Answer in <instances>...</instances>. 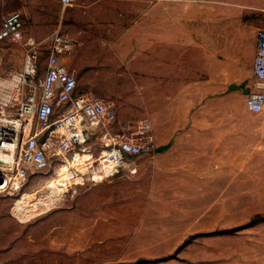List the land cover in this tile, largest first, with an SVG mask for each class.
Masks as SVG:
<instances>
[{
  "label": "rangeland",
  "instance_id": "obj_1",
  "mask_svg": "<svg viewBox=\"0 0 264 264\" xmlns=\"http://www.w3.org/2000/svg\"><path fill=\"white\" fill-rule=\"evenodd\" d=\"M237 2L245 62V5ZM152 6L173 12L177 0H0V26L20 11L25 27L23 40L0 44L1 82L21 72L30 38L42 73L60 28L79 41L69 66L80 70V89L117 105L112 135L148 119L156 141L135 171L101 178L99 132L80 151L82 162L72 153L70 164L33 170L19 191L0 195V264H264V110L245 107L235 77L245 63L235 67L233 53L219 62L218 93H199L194 110H179L168 85L166 95L161 87L152 94L145 34ZM62 164L71 175H58ZM23 196L20 217L13 209Z\"/></svg>",
  "mask_w": 264,
  "mask_h": 264
},
{
  "label": "built area",
  "instance_id": "obj_2",
  "mask_svg": "<svg viewBox=\"0 0 264 264\" xmlns=\"http://www.w3.org/2000/svg\"><path fill=\"white\" fill-rule=\"evenodd\" d=\"M61 1L66 6L73 3ZM24 28L22 13L12 11L0 26V44L23 40ZM50 41L42 73L37 44L30 38L21 72L0 81V195L19 191L33 170L59 161L69 163L72 153L75 160V154L99 132L105 133L106 148L98 170L103 173L104 165H110L111 174L106 177L135 171L132 162L155 147L147 119L112 135L117 120L115 101L80 89V70L69 66L77 41L60 28ZM253 75L246 109L260 113L264 110V28L257 31Z\"/></svg>",
  "mask_w": 264,
  "mask_h": 264
},
{
  "label": "crops",
  "instance_id": "obj_3",
  "mask_svg": "<svg viewBox=\"0 0 264 264\" xmlns=\"http://www.w3.org/2000/svg\"><path fill=\"white\" fill-rule=\"evenodd\" d=\"M236 1L241 6L245 5V62L243 30L239 23V15L242 14L234 7L235 0H177L173 12L153 6L146 9V46L148 55L151 54L147 61V82L151 85L152 94H157L155 90L161 87V93L166 95L165 88L168 85L176 89L170 94L177 95L179 110H194L199 93H218V64L226 63L233 53L235 67L242 65L243 68L245 63L244 76H240L241 70L240 73L236 72L235 77L244 82L246 107V98L254 82L252 61L257 53V31L264 28V0ZM75 40L77 48L79 41ZM173 47L177 49V58L172 62L168 58L172 59ZM218 47L224 48L220 59ZM175 71L177 78L173 79ZM203 71L207 74L205 81L201 79ZM235 71L234 68L232 72L235 74ZM214 122L218 120L210 119V123ZM195 124L193 122L191 125ZM178 125L188 124L182 122ZM151 126L153 129L152 123ZM137 159L132 162L133 167Z\"/></svg>",
  "mask_w": 264,
  "mask_h": 264
},
{
  "label": "bare ground",
  "instance_id": "obj_4",
  "mask_svg": "<svg viewBox=\"0 0 264 264\" xmlns=\"http://www.w3.org/2000/svg\"><path fill=\"white\" fill-rule=\"evenodd\" d=\"M84 151V150H83ZM82 151V152H83ZM84 155H86V154H84ZM84 155L82 156L81 155V152H78V153H76L75 154V160H77L78 162H82V160H83V157H84ZM68 166H67V164H62L61 166H60V168H59V170H58V175H62L63 173H66L67 171H68V175L70 174L71 175V171H70V169H68L67 168ZM104 170H103V173H101V172H97V171H99L98 169L97 170H95V172L97 173V174H99L100 175V177L101 178H104V177H106V176H109L110 174H111V168H110V165H108V164H105L104 165ZM130 168H132V166L130 165ZM94 171V170H93ZM55 177V176H54ZM51 185L52 186H55V181H51ZM52 193V192H51ZM31 195H33V194H31ZM30 195V196H31ZM56 195V194H55ZM25 197L26 196H23L20 200H19V205H16L15 207H14V212H15V214L17 215V216H20V217H24V216H26L27 214H25L26 213V211L24 210V209H20L19 208V206L21 205L22 207H24L25 206V202L27 201V200H24L25 199ZM53 197H54V194H53ZM54 202V201H53ZM53 204V203H52ZM30 212H33V211H30ZM36 213V212H35ZM33 215H34V213H32ZM30 215V214H29ZM33 215H31V216H33Z\"/></svg>",
  "mask_w": 264,
  "mask_h": 264
}]
</instances>
